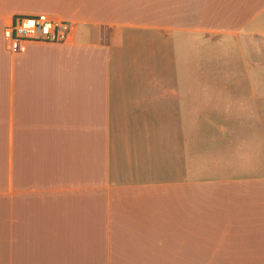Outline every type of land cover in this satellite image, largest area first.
<instances>
[{
    "label": "crops",
    "instance_id": "0c3cea01",
    "mask_svg": "<svg viewBox=\"0 0 264 264\" xmlns=\"http://www.w3.org/2000/svg\"><path fill=\"white\" fill-rule=\"evenodd\" d=\"M0 264H264V0H0Z\"/></svg>",
    "mask_w": 264,
    "mask_h": 264
},
{
    "label": "built area",
    "instance_id": "2783aa9c",
    "mask_svg": "<svg viewBox=\"0 0 264 264\" xmlns=\"http://www.w3.org/2000/svg\"><path fill=\"white\" fill-rule=\"evenodd\" d=\"M68 24L48 16L15 17L4 29V38L10 47L26 42L64 43Z\"/></svg>",
    "mask_w": 264,
    "mask_h": 264
}]
</instances>
